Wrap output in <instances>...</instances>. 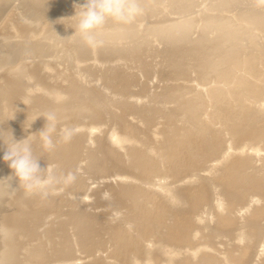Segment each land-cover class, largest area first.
Wrapping results in <instances>:
<instances>
[{
    "label": "bare ground",
    "instance_id": "obj_1",
    "mask_svg": "<svg viewBox=\"0 0 264 264\" xmlns=\"http://www.w3.org/2000/svg\"><path fill=\"white\" fill-rule=\"evenodd\" d=\"M80 3L0 0V136L51 177L0 160V264H264V0H139L95 48Z\"/></svg>",
    "mask_w": 264,
    "mask_h": 264
},
{
    "label": "clouds",
    "instance_id": "obj_2",
    "mask_svg": "<svg viewBox=\"0 0 264 264\" xmlns=\"http://www.w3.org/2000/svg\"><path fill=\"white\" fill-rule=\"evenodd\" d=\"M142 12L143 8L139 0H83V3L74 5V13L69 16L74 18V27L70 26L73 29L71 35H77L85 44L95 48L104 43L100 36L107 21L128 24ZM41 116L45 123L35 133H38L41 146L46 150H51L54 147V136L66 138L68 129L60 128L58 131L59 121L52 111L35 115L25 128H29L32 122ZM7 132L10 137L7 141L0 136V144L5 146L0 160L7 162L9 169L12 170L9 176L12 179L15 178L16 183L26 192L42 189L51 182V177L42 174L38 159L33 157L32 149L26 142L28 135L16 140L11 130Z\"/></svg>",
    "mask_w": 264,
    "mask_h": 264
}]
</instances>
